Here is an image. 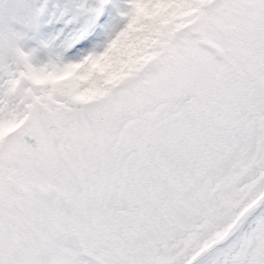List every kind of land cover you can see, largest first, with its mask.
<instances>
[{
	"label": "snow or ice",
	"instance_id": "6c2138e0",
	"mask_svg": "<svg viewBox=\"0 0 264 264\" xmlns=\"http://www.w3.org/2000/svg\"><path fill=\"white\" fill-rule=\"evenodd\" d=\"M0 264H264V0H0Z\"/></svg>",
	"mask_w": 264,
	"mask_h": 264
}]
</instances>
